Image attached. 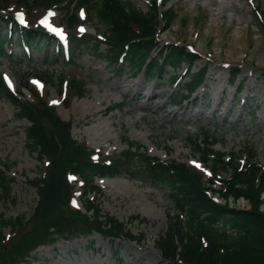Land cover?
<instances>
[{"label":"rangeland","instance_id":"1","mask_svg":"<svg viewBox=\"0 0 264 264\" xmlns=\"http://www.w3.org/2000/svg\"><path fill=\"white\" fill-rule=\"evenodd\" d=\"M124 1H129L143 11L149 10L151 6V0ZM252 3L255 6L259 4L264 11V0H169L179 15L188 17L187 26L181 33L177 17L170 29L160 36V46L181 39L191 44L195 52L211 59L206 62L205 58H201L195 62L193 71L208 63L207 75L202 85L179 106L171 104L184 90L185 80L170 85L168 74L153 79H148L143 73L132 75L127 64L114 70L99 55L106 51L104 43L100 44L97 51L77 52L74 58L66 62L60 56L51 57L50 53L54 50L51 44L41 48V39L37 44L22 42L20 35L13 30L4 47V54H0V75L5 77L12 92H17L22 81L27 82L30 88L41 95V99L55 109L61 119L72 122L74 139L92 151H99L102 159L117 156L125 148L121 140L127 138L160 160L174 159L202 169L198 162L199 154L193 152L194 145L189 140L205 148L207 143L202 132L209 130L213 136L211 142L216 140L212 146L214 151L233 153L245 159L249 147H254L256 161L264 167V34L260 21L254 17ZM220 5L232 9L221 15ZM62 12L63 9L56 7L49 13L44 9H35L25 14L27 20L46 28L45 36H49L51 28H56L55 32L63 37L61 32L62 28H66V23L60 24ZM198 14L204 17V24L198 33H194L196 30L192 28L191 18ZM21 19L23 17L17 15V20ZM77 20L79 24L72 30L76 34L87 32L94 36L105 31L101 25L89 22L83 11ZM42 35L40 33L39 36ZM209 38H213L211 44H207ZM234 63H240V73L231 86L227 78L230 66ZM182 69H179V73L183 72ZM212 72L217 78H211ZM37 74L42 77V85L37 81L41 80ZM60 76H63L66 84V92L62 96L57 93L55 84ZM73 77L86 83L83 97L78 98L69 91L68 80ZM125 79L140 81L147 87L157 84V96L147 101L146 110L138 109L146 96L131 102L112 88L115 83ZM240 81L243 89L237 94L235 88ZM248 86H253L250 91L247 90ZM221 89H224L223 102L220 109L212 113L216 93L220 94ZM22 92L25 99L32 100L28 90L22 89ZM203 93L206 95L203 96ZM69 96L70 103L67 101ZM81 101L86 103L84 108L79 106ZM104 107H107L104 114L96 113L92 123H84L85 112L92 115L94 110ZM226 107L228 112L225 113ZM198 109H203V113L198 114ZM15 115L14 106L0 98V159L10 164L7 176L13 178L12 194L16 199L15 203L12 200H0V215L6 219L32 213L37 194L26 180L40 176L43 168L36 153L29 151L25 144L24 128L28 122L17 119ZM224 176L221 174L220 178ZM70 179L76 190L74 206L81 209L78 197L81 182L76 176ZM97 179L100 178H95L100 190L97 202L102 212L123 222L130 233L139 239L111 241L96 232L69 239L61 236L51 245L38 247L24 264H160V252L155 240L166 230L169 216L179 214L169 188L163 184H153L142 174L131 177L121 173L104 177L101 185L96 182ZM89 197H93V194ZM234 204L240 208L247 206L242 199ZM182 217L184 221L186 216ZM1 231L9 235L6 242L0 243L2 245L12 243L21 232L17 230L10 233L8 227Z\"/></svg>","mask_w":264,"mask_h":264},{"label":"trees","instance_id":"2","mask_svg":"<svg viewBox=\"0 0 264 264\" xmlns=\"http://www.w3.org/2000/svg\"><path fill=\"white\" fill-rule=\"evenodd\" d=\"M168 1L155 0L150 10L144 12L124 0H0V53L4 54V44L9 41L12 27L29 43L39 40L42 31L32 21L27 22V27H17L12 9L24 8L30 14L35 9L47 10L62 5L60 22L66 23L72 56L80 51L98 50L105 42L106 52L99 55L114 69H118L123 61L130 64L133 74L144 73L149 78L168 74L173 85L180 77L172 74L170 69L176 72L185 65L184 77L188 79L185 80L184 91L175 99V103L182 104L200 86L206 68L193 72L198 56L182 41L159 46L160 33L170 28L177 16L176 8ZM159 4L165 9L160 11ZM81 8L88 11L91 22L105 28L103 41L89 34L77 36L71 32L77 23V10ZM254 9L264 32V11L260 5ZM187 19V16L179 18V29L186 27ZM6 26L10 27L9 30ZM192 26L193 29L198 27L196 30L202 28V15L193 17ZM41 41L42 47L50 43L47 42L48 37L42 36ZM212 42L213 38H210L208 44ZM56 53L63 56L61 47ZM231 69V80L236 81L238 65ZM62 80V76L58 77V93L62 90ZM85 85L84 81L70 80L72 92L78 97L84 96ZM22 88L30 91L33 100H21ZM18 95L8 90L0 75V98L14 106L16 118L28 122L24 128L25 144L40 161L44 159L46 165L42 175L27 180L38 196L33 213L29 217L19 215L9 219L0 215V243L6 242L7 236L1 231L3 228L8 227L10 233L21 230L12 243L0 244V249H3L0 250V264L25 263L37 247L53 244L59 236L76 238L96 232L111 241L139 239L124 223L102 213L97 203L96 194H100V190L94 183L95 177H112L121 172L131 177L142 174L153 184L166 185L179 211L178 215L169 216L166 230L155 241L161 256L160 264H264V209L261 210L264 167L256 162L254 147H249L246 160L241 161L233 153L215 152L211 147L216 140L211 142L213 136L208 130L203 131L207 143L205 148L191 139L194 152L199 153L202 165L212 179H204L202 172L184 162L152 157L137 142L128 139L123 140L126 149L118 157L104 160L78 143L72 137L71 122L63 121L54 108L26 83L21 84ZM9 169V164L0 159V200L15 203L11 186L13 178L7 176ZM221 174L225 177L219 179ZM71 175L81 180L84 212L72 207L74 190L69 180ZM91 193L95 196L89 198ZM241 198L249 205L248 209L230 206L229 200L236 202ZM182 215L186 216L184 221ZM219 219L235 230V235L218 230L215 224Z\"/></svg>","mask_w":264,"mask_h":264},{"label":"bare ground","instance_id":"3","mask_svg":"<svg viewBox=\"0 0 264 264\" xmlns=\"http://www.w3.org/2000/svg\"><path fill=\"white\" fill-rule=\"evenodd\" d=\"M220 9L221 10L219 13L222 15L224 11L231 10L232 7H229L227 5H220ZM214 73L215 72H212L210 74L211 78H217V77L213 76ZM204 87H207V85H204ZM252 87L248 86L247 90L250 91L252 89ZM112 88H115L116 90H118L119 93L121 92V94H123L122 96L129 98L131 100V102H135L137 100L144 99V96H146L147 98L145 99L144 103L138 107V109H141V110H146L148 108L147 101L152 100L153 98H155L157 96L156 90H155V88H157V84H153L152 87H147V86L142 85L140 81H128L125 79L121 82L115 83ZM223 91H224V89H221L220 94L217 95V93H216L215 102L212 104V108H211L212 113H214L220 109V105L223 102V96H222ZM213 94H214V92H213ZM202 95L205 96L206 93H203ZM231 100H233V98ZM85 104H86L85 102L81 101V103L79 104L80 108H84ZM207 105L208 104L204 105V107H206ZM106 109H107V107L94 110L92 115H88L85 112L84 113V123H92L94 121V114H96V113L104 114ZM197 112H198V114H202L203 109H198ZM224 112L225 113L228 112V107H226ZM173 114L175 115L176 112ZM103 179L104 178L97 179L96 182L101 185Z\"/></svg>","mask_w":264,"mask_h":264},{"label":"snow or ice","instance_id":"4","mask_svg":"<svg viewBox=\"0 0 264 264\" xmlns=\"http://www.w3.org/2000/svg\"><path fill=\"white\" fill-rule=\"evenodd\" d=\"M55 103V102H54Z\"/></svg>","mask_w":264,"mask_h":264}]
</instances>
